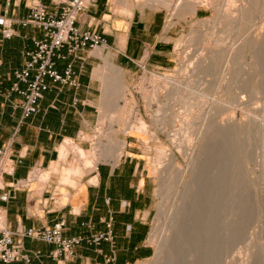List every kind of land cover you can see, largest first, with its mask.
Returning <instances> with one entry per match:
<instances>
[{"label": "crops", "instance_id": "1", "mask_svg": "<svg viewBox=\"0 0 264 264\" xmlns=\"http://www.w3.org/2000/svg\"><path fill=\"white\" fill-rule=\"evenodd\" d=\"M36 2L59 13L63 0H0V17L9 19L14 29V35L5 38L0 25V148L5 146L7 156L15 161V171L0 177V194L9 192L8 200H0L6 225L17 230L54 226L63 220L65 236L91 237L112 231V239L84 240L72 258L60 261L48 256L54 244L22 239L24 248L42 250L40 264H133L148 258L154 188L140 147L127 141L118 157L103 156L83 176L88 172L83 168L73 175L68 174L69 166L61 168V155L66 153L67 141H80L95 131L102 89L97 70L105 61L118 68L104 56L128 73L171 68L177 40L203 6L192 13V6L181 0H97L78 14L76 24L101 34L105 44L75 54L65 47L67 58L57 60L60 70L73 64L81 86H52L41 100L40 111L24 120L20 96L8 92L15 70L24 64V52L34 49L35 41L43 37L42 29L19 23L28 18ZM104 73L100 71L102 78L99 75L108 86L104 101H117L125 79L118 82L115 72L107 81ZM116 142L103 151L107 149L108 155L119 150Z\"/></svg>", "mask_w": 264, "mask_h": 264}, {"label": "rangeland", "instance_id": "2", "mask_svg": "<svg viewBox=\"0 0 264 264\" xmlns=\"http://www.w3.org/2000/svg\"><path fill=\"white\" fill-rule=\"evenodd\" d=\"M196 1L207 5H200L203 9L199 10V16L177 40L171 68L161 71L143 68L128 73L121 67L127 91L117 101L110 102H104L105 82L97 76L102 89L95 131L80 141H67L61 168L69 166V175L81 173V168L88 171L81 176L88 174L103 156H119L120 150L108 155L103 151L115 139L131 141L140 147L154 188L148 239L152 254L133 264H163L175 257H181L184 262L192 258L193 252H197V264H264V0H181L182 4L190 5ZM242 7L247 11L241 16L238 10ZM104 59L119 66L109 57ZM198 62L204 72H197ZM100 70L114 76L118 72L106 61L99 65L97 71ZM121 81L118 77V82ZM178 85L180 89H176ZM190 87L194 90L189 91ZM177 91L181 95H176ZM113 104L118 105L117 110ZM159 115L162 117L158 123ZM233 119L239 126L216 130L218 125H226ZM141 122L144 128H140ZM187 122L193 125L192 129ZM182 128L188 135L206 134L211 140H187L184 146H190L191 150L187 148V151L193 152L187 156L186 149L182 152L176 149ZM100 141L102 147L97 146ZM208 143L225 171L229 218L225 238L213 255L206 246L207 240H194L199 219L192 216L187 198L188 186L193 183L190 175L184 182H176L177 173L170 171L167 164L173 152L176 156L173 169L178 166L185 170L191 159L207 158ZM161 146L167 152L164 155L158 154ZM197 149L200 155L195 158ZM74 168L79 170L73 172ZM54 174L62 177L60 173ZM187 214L188 219L192 217L190 221L185 218Z\"/></svg>", "mask_w": 264, "mask_h": 264}, {"label": "built area", "instance_id": "3", "mask_svg": "<svg viewBox=\"0 0 264 264\" xmlns=\"http://www.w3.org/2000/svg\"><path fill=\"white\" fill-rule=\"evenodd\" d=\"M97 0H63L59 13L50 12L46 5L36 2L28 18L20 19L23 26H33L43 30V37L35 41V48L24 52L22 68L15 70L10 93H17L21 100L22 118L28 119L36 115L41 108V100L52 87H71L78 89L81 82L72 63L63 70L57 66L58 59H66L63 53L65 47L70 54L86 49H94L105 44V38L96 31L81 30L77 26V16L96 4ZM5 38L14 35L12 22L0 17ZM5 146L0 148V177L3 173L12 174L15 171V161L7 156ZM9 192L0 194V200L6 201ZM0 209V264H40L38 260L43 255L42 250H28L22 246V239L29 238L54 244L48 256L54 260H66L75 255V249L84 240L89 243H99L102 239H112V231L108 234L99 233L91 237L65 236V222L62 220L54 226L30 227L11 230L6 222L1 224ZM5 217V215H4ZM112 219V218H111ZM90 226L92 224L89 223ZM111 227V225H109Z\"/></svg>", "mask_w": 264, "mask_h": 264}, {"label": "bare ground", "instance_id": "4", "mask_svg": "<svg viewBox=\"0 0 264 264\" xmlns=\"http://www.w3.org/2000/svg\"><path fill=\"white\" fill-rule=\"evenodd\" d=\"M192 11L195 13V7H199L200 5H207L205 3H202V2H199V1H196V2H192ZM245 5V4H244ZM247 8L246 7H242L240 10H238V13H240V15H245L244 13V10H246ZM247 11V10H246ZM245 11V12H246ZM244 13V14H243ZM247 14V12H246ZM241 18V17H240ZM108 51V50H107ZM99 53L103 56V49H99ZM230 54V53H229ZM107 56V55H106ZM105 56V57H106ZM232 56V55H231ZM229 57V56H228ZM233 57V56H232ZM103 58V57H102ZM201 59V58H200ZM201 62V61H200ZM200 62H198V65H197V72L200 73L201 71H203V67L201 66ZM208 66V65H207ZM202 68V69H201ZM186 69V68H185ZM196 69V68H195ZM116 70L118 71L117 72V75L119 74V79L120 80H123L125 79V74H124V71L122 70V68H118L116 67ZM201 70V71H200ZM206 70V69H204ZM101 71V70H100ZM100 71H98L99 75L101 76V74L103 73V71H101V74H100ZM190 71V70H189ZM194 71V70H192ZM200 71V72H199ZM208 71V70H207ZM204 72V71H203ZM97 74V75H98ZM105 74V73H104ZM229 74V72H228ZM98 75V76H99ZM188 75V74H187ZM109 75L106 76L105 74V79L108 81V79L106 77H108ZM110 77V76H109ZM108 77V78H109ZM113 77V76H112ZM118 77V76H117ZM117 77H114L115 79ZM102 78V76H101ZM104 78V77H103ZM104 80V79H103ZM105 80V81H106ZM110 80V79H109ZM118 80V79H117ZM232 80V79H231ZM125 83V82H124ZM118 86V84H116ZM120 85V84H119ZM172 86V84H171ZM183 86V85H182ZM184 89L186 90L187 87H186V84H184ZM188 86V85H187ZM106 87V86H105ZM108 87V86H107ZM106 87V88H107ZM179 87V88H178ZM115 88V87H114ZM117 89V88H116ZM115 89V90H116ZM119 94L122 93L123 95L125 94V92L127 91V87L123 84V85H120L119 88ZM171 89V87H170ZM176 89H180V85H178L176 87ZM182 90L183 87H181ZM191 89V90H190ZM190 89H188L189 91H193L192 88L190 87ZM168 90V89H167ZM171 90H175V89H171ZM182 90H180V92L182 93ZM107 91V90H106ZM170 91V90H169ZM168 91V94L170 93ZM175 92V91H174ZM173 92V93H174ZM262 92V91H261ZM121 94V96L123 97V95ZM179 91L176 92V95H179ZM203 94V93H202ZM174 95V94H172ZM181 95V94H180ZM120 96V98H121ZM169 96V95H168ZM173 97V96H172ZM177 96H175L176 98ZM104 100V99H103ZM105 100H106V97H105ZM105 102V101H104ZM203 102V101H202ZM116 103V102H115ZM232 103V102H231ZM118 104V102H117ZM116 104V106H118ZM105 105V103H104ZM235 105V103H234ZM114 108L116 107L115 104H113ZM204 106V105H203ZM237 106V105H236ZM234 107V106H233ZM261 107V106H260ZM117 108V107H116ZM115 108V109H116ZM198 108V106H197ZM202 108V107H201ZM204 108V107H203ZM200 109V107H199ZM233 109V108H232ZM117 110V109H116ZM162 115V114H161ZM233 114H231L232 116ZM231 116H229V118H232ZM162 116L159 115V121L158 123L160 122V118ZM224 118L223 117V121H224ZM238 118V117H237ZM188 119V118H187ZM186 119V120H187ZM188 121V120H187ZM189 121H190V118H189ZM186 122V121H185ZM193 123V122H191ZM188 124V122H187ZM186 126V124H185ZM189 126V124L187 125ZM187 126L184 127L187 129ZM191 126V124H190ZM189 126V127H190ZM193 126V125H192ZM191 126V129L193 128ZM236 126H239V122H237L235 119L231 120L228 124H224L222 123L221 125H218V127L216 128V130L218 132H221L227 128H230V127H236ZM145 127V124L144 122H141V126L140 128H144ZM183 127V126H182ZM181 129V128H180ZM215 130V129H213ZM184 129L182 128V137L179 139V142H177V145H176V149H182V151H184V149H186V151L184 152L185 154H187V156L191 153H189V151H187V148L188 150H191L190 149V146H184V143L189 140V142H194L196 140H200L202 139L203 141H210L211 140V137H208V135L206 134H198L197 137H194V135L192 134V136L190 137V135L187 134V132L189 131L187 129V132L186 134L184 135ZM193 132V130H190V132ZM181 134V132L179 133V135ZM177 138V137H176ZM111 139V138H110ZM112 140V139H111ZM115 141H118L115 139ZM203 141H202V145H203ZM204 141V142H205ZM188 142V141H187ZM199 142V141H198ZM102 143L101 141L99 142V144ZM113 143V142H112ZM118 145L116 146H119V150H121L120 146H122L123 144H125V141H118L116 142ZM262 143H263V147H264V135H263V139H262ZM205 144V143H204ZM209 144V143H208ZM192 145V144H191ZM196 146H199L198 144H195ZM207 145V144H206ZM98 146V145H97ZM109 146V145H108ZM201 146V145H200ZM199 146V147H200ZM99 147H102V146H99ZM178 147V148H177ZM207 148V150H205V153L207 154V158H200L198 160H192L189 162V165L188 167L186 166V169L184 170L183 168L181 169L180 167L176 166V170L173 169V163L175 162V154H172L170 155V153H168L170 156V160L169 162L167 163V161L165 160V164H169L170 166V171L172 170V172L175 174L177 173V175L175 177H177L176 179V182H184V179H186V176L190 175V178L192 180V186H188V195L186 193V190H185V193L187 195V198L189 200V202L191 203V206H192V209H191V212H192V216H195L196 218L199 219V222H198V228H197V231L195 232V239L192 237V240H207V243H206V246L208 247L210 253L212 252V255L214 254V252L216 251V249L219 247V243L221 240H224L225 238V230L227 229V193H225V171L224 169L222 168L221 166V163L218 162L216 159H215V154L214 152L212 151V146L211 144L205 146ZM106 148V146H105ZM103 148V149H105ZM111 148V147H110ZM191 148H193V145L191 146ZM122 149H123V146H122ZM203 148L199 149V150H202ZM107 150V149H106ZM105 150V151H106ZM110 150V149H109ZM163 146L160 147L159 151H158V154L159 152H162V154L165 152L167 153L165 150L163 151ZM193 150V149H192ZM198 150V149H197ZM198 150V151H199ZM108 151V150H107ZM118 151V150H117ZM178 151V150H177ZM194 151V150H193ZM208 151V152H206ZM85 152V151H84ZM122 152V150L120 151ZM203 152V151H201ZM115 153V152H114ZM203 152V154H205ZM205 154V155H206ZM85 155V153H84ZM164 155V154H163ZM178 155V154H177ZM192 155V154H191ZM197 156L195 158H197L199 155H200V151L198 152V154H196ZM113 156V155H112ZM204 156V155H203ZM159 157V156H158ZM163 157V156H162ZM180 157V156H179ZM186 157V156H185ZM185 163H188V160L187 162ZM168 166V167H169ZM167 171V170H166ZM249 174V173H248ZM165 177V176H164ZM250 177V176H249ZM187 182V181H186ZM186 184V183H185ZM184 184V185H185ZM181 185V184H179ZM178 185V186H179ZM182 186V185H181ZM187 186V184L185 185V187ZM183 190H184V187H183ZM254 190V189H253ZM255 193V192H254ZM257 194V193H256ZM259 195V194H258ZM261 197V196H260ZM261 203V202H260ZM263 203V202H262ZM259 205V204H258ZM256 205V206H258ZM262 205V204H261ZM264 206V204H263ZM263 209V208H262ZM190 211V209H189ZM190 212V213H191ZM261 212V211H260ZM264 212V211H263ZM189 213V215H190ZM1 224H4L5 223V219H4V216L2 215L1 216ZM186 219H188V214H187V217H185ZM192 217L190 216V219ZM190 219H188L190 221ZM195 219V218H194ZM187 220V221H188ZM188 221V222H189ZM186 232V231H185ZM186 234V233H185ZM187 235V234H186ZM184 236V235H183ZM182 237V236H181ZM197 252H193V254H191V259H189L188 261H182L183 259H178V258H173V259H169L168 261H165L163 262V264H197ZM170 257V256H169ZM182 261V262H181Z\"/></svg>", "mask_w": 264, "mask_h": 264}]
</instances>
